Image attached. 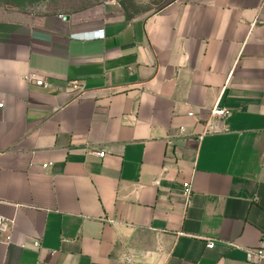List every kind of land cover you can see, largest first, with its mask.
I'll list each match as a JSON object with an SVG mask.
<instances>
[{
  "label": "crops",
  "instance_id": "crops-1",
  "mask_svg": "<svg viewBox=\"0 0 264 264\" xmlns=\"http://www.w3.org/2000/svg\"><path fill=\"white\" fill-rule=\"evenodd\" d=\"M97 14L0 16V264H256L264 0Z\"/></svg>",
  "mask_w": 264,
  "mask_h": 264
},
{
  "label": "rangeland",
  "instance_id": "rangeland-1",
  "mask_svg": "<svg viewBox=\"0 0 264 264\" xmlns=\"http://www.w3.org/2000/svg\"><path fill=\"white\" fill-rule=\"evenodd\" d=\"M106 1L120 4L130 17H144L172 0H0V16L9 10H25L39 14L86 12L93 19Z\"/></svg>",
  "mask_w": 264,
  "mask_h": 264
},
{
  "label": "built area",
  "instance_id": "built-area-1",
  "mask_svg": "<svg viewBox=\"0 0 264 264\" xmlns=\"http://www.w3.org/2000/svg\"><path fill=\"white\" fill-rule=\"evenodd\" d=\"M98 33V32H97ZM28 81L34 82L37 86H46L47 83L43 79H38L35 75H29L27 77ZM3 105L0 104V108H2ZM230 115V111L224 108H220L218 105H215L211 110L208 111V117L204 121L205 124V130L203 131V135L211 134V133H218V131L213 130L210 127V123L212 120L219 119L223 120L224 118L228 117ZM190 118H197L198 115L194 112L190 111L187 114ZM96 155L99 158L104 157V153L99 152L96 153ZM9 225V222L6 219H3L0 217V231L4 228H6ZM217 242L216 239H207L206 240V248H213L215 243ZM36 246L39 245L38 242L35 243ZM248 259L256 264H264V236L259 244V246L255 249H250L247 251Z\"/></svg>",
  "mask_w": 264,
  "mask_h": 264
},
{
  "label": "water",
  "instance_id": "water-1",
  "mask_svg": "<svg viewBox=\"0 0 264 264\" xmlns=\"http://www.w3.org/2000/svg\"><path fill=\"white\" fill-rule=\"evenodd\" d=\"M65 19L67 20V19H68V17L66 16V17H65Z\"/></svg>",
  "mask_w": 264,
  "mask_h": 264
}]
</instances>
